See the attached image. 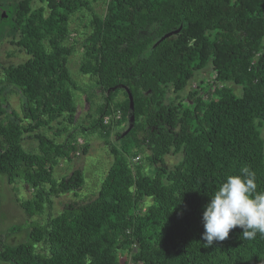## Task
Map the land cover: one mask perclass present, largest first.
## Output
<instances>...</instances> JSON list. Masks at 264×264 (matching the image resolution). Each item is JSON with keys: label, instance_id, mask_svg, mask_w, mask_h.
Returning a JSON list of instances; mask_svg holds the SVG:
<instances>
[{"label": "trees", "instance_id": "16d2710c", "mask_svg": "<svg viewBox=\"0 0 264 264\" xmlns=\"http://www.w3.org/2000/svg\"><path fill=\"white\" fill-rule=\"evenodd\" d=\"M92 1L13 0L3 10L10 43L27 58L0 66V177L30 191L16 198L25 223L48 216L24 240L5 243L0 262L264 264V236L244 239L237 227L211 246L202 239L204 206L228 175L247 166L264 191V0H107L103 14ZM85 10L79 71L101 97L90 123L70 129L79 84L68 58L79 42L68 41L69 25ZM11 93L20 96V114ZM76 130L96 132L113 162L86 201L52 215L53 198L77 197L85 184L80 168L53 176L60 160L87 153ZM167 156L176 157L171 166Z\"/></svg>", "mask_w": 264, "mask_h": 264}, {"label": "rangeland", "instance_id": "374dc122", "mask_svg": "<svg viewBox=\"0 0 264 264\" xmlns=\"http://www.w3.org/2000/svg\"><path fill=\"white\" fill-rule=\"evenodd\" d=\"M105 1L107 0H93L91 9H93L94 12L103 14L106 8ZM11 2H13V0H0V35L2 32L5 33L4 36L0 38V66H5L9 63H16L27 58V55L24 52H20L14 45L10 43L11 38L6 34V32H10L9 28H11V23L9 20L5 19L6 21H3L1 19V17L5 15L3 10L7 12V8ZM89 15L90 12L88 10L76 13L72 15L69 25L72 32L69 35L68 41L71 42L72 39L76 38L79 42L75 45L76 51L71 53L68 58V69L70 75L72 79L77 84H79L77 88H71L77 111L75 114L74 126H69L68 128L70 129H73L77 124L80 123H83L84 125H88L90 123L92 118L96 116V106L98 102H100L101 97L98 89L95 91L96 88L93 86V84H95L94 78L88 75H83L79 71L82 51L80 41L85 37V33L89 31V27L84 28L86 24H88ZM205 75L206 72H202L197 75L195 82L197 83V81ZM90 91L93 92L87 95ZM234 91L239 94L240 88L234 87ZM86 95L90 97L89 101L85 100ZM7 99L9 105L18 114H20V96H18L17 93H11L7 96ZM107 122H109V120H107ZM76 131L77 133H74V137L81 143L84 141L88 143L89 149L87 153L84 155L80 154L79 156L71 158L70 160H60L58 165H56L53 169V176L56 179H59L62 176L69 174L73 169L80 168L83 171L85 184L83 189L78 193L77 197L70 193L53 198L54 202L51 206L53 213L52 215L57 214L68 202H73L74 200H82L81 202L86 201V195L91 196L93 191L95 193L107 169L113 162V158L108 152V146L104 144L103 139L97 136L96 132ZM260 131L264 141V124L260 127ZM44 132L52 135L53 130L48 129ZM66 134H68L67 131H63L61 136H58L57 141H62ZM114 138L115 136L111 135L110 139L112 141H114ZM22 145L26 149H32L31 151L36 148V143L33 140H25L22 142ZM175 160L176 157L167 156L168 166H171ZM141 168L145 172H149L151 166L148 165L145 160H142ZM30 195V191L21 182H16L11 185L7 183L6 179L0 177V250L5 243H13L24 240L27 231L32 225L40 224V222H43L44 219L47 218L48 214L43 212L41 214L34 215L31 222L28 220V223L27 221L25 223L26 215L21 209L16 198L23 199L30 197ZM12 228L16 229L10 232ZM0 264L8 263L0 262Z\"/></svg>", "mask_w": 264, "mask_h": 264}, {"label": "clouds", "instance_id": "9594fccd", "mask_svg": "<svg viewBox=\"0 0 264 264\" xmlns=\"http://www.w3.org/2000/svg\"><path fill=\"white\" fill-rule=\"evenodd\" d=\"M202 221L207 246L224 241L237 227L244 239L264 236V191H257L255 173L243 166L239 174L228 175L210 195Z\"/></svg>", "mask_w": 264, "mask_h": 264}, {"label": "water", "instance_id": "95a60500", "mask_svg": "<svg viewBox=\"0 0 264 264\" xmlns=\"http://www.w3.org/2000/svg\"><path fill=\"white\" fill-rule=\"evenodd\" d=\"M177 31H178V29H177V30H174V31H171V32H168V33L164 34V36H162V38L168 36V35L171 34V33H176ZM127 94H128V97H129V109H130V113H129L128 120H129L130 122H133V113H132L133 108H134V107H133V98H132V95H131V93H130V91H129L128 89H127ZM131 126H132V124H130V125L126 128V130L123 132L122 135H125V134L130 130Z\"/></svg>", "mask_w": 264, "mask_h": 264}, {"label": "built area", "instance_id": "2783aa9c", "mask_svg": "<svg viewBox=\"0 0 264 264\" xmlns=\"http://www.w3.org/2000/svg\"><path fill=\"white\" fill-rule=\"evenodd\" d=\"M114 118H119V112H117L115 115H107V116H105V118H104V122L106 123L107 122V120H111V119H114ZM135 160H137V158H135Z\"/></svg>", "mask_w": 264, "mask_h": 264}]
</instances>
